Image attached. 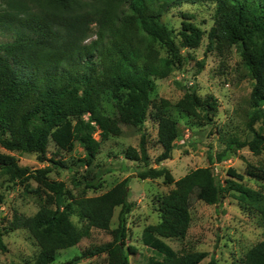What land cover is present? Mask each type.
<instances>
[{"label":"trees","instance_id":"trees-1","mask_svg":"<svg viewBox=\"0 0 264 264\" xmlns=\"http://www.w3.org/2000/svg\"><path fill=\"white\" fill-rule=\"evenodd\" d=\"M184 2L215 4L208 51L226 54L234 46L240 51L254 81L248 122L254 137L234 139L228 145H248L261 153L264 0H0V34L9 37L0 40L1 145L10 151L35 152L44 161L51 141L61 150H70L78 142L85 150L80 161L92 165L102 142L121 134L122 123L141 128L150 118L157 123V142L163 149L156 161L172 158L178 121L168 112L171 102L152 94L154 80L180 66L185 59L182 49L199 47L206 33L194 21L185 20L176 36L163 20L172 7ZM91 35L95 38L86 42ZM217 102L213 95L203 98L195 85L184 92L176 107L193 118L211 120ZM256 122H261L262 131L254 129ZM147 143L142 134L139 149L129 146L125 157L149 165ZM49 172V168L21 166L15 155L0 152V175L16 184L30 179L38 183V211L17 215L13 227L28 229L36 240L39 251L33 264H52L61 249L77 245L92 228L111 231L113 237L85 249L78 260L105 253L109 264H200L207 252L179 254L163 240L187 235L194 196L219 204L233 190L264 222V191L241 183L244 174L232 167L228 175L235 179H228L227 185L217 181L211 167H198L177 180L166 166L149 167L140 173L142 179L163 177L166 184L175 186L160 198L159 222L145 228V241L156 254L145 262L131 263L126 250L127 220L135 203L130 200L129 177L102 194L77 196ZM248 174L264 180V165L251 166ZM89 187L98 188V184ZM4 200L0 192V207ZM117 208L118 226L112 229ZM73 215L80 218L81 226ZM207 264L218 262L213 257ZM241 264H264V239L247 251Z\"/></svg>","mask_w":264,"mask_h":264},{"label":"rangeland","instance_id":"rangeland-1","mask_svg":"<svg viewBox=\"0 0 264 264\" xmlns=\"http://www.w3.org/2000/svg\"><path fill=\"white\" fill-rule=\"evenodd\" d=\"M215 4L184 2L172 7L163 17L166 24L177 36L182 21H194L204 34L201 45L195 49L183 48V63L167 77L155 79L152 98H165L171 102L168 112L178 121L179 136L172 158L157 162L162 146L157 142V123L148 118L143 127L121 124L120 135H111L102 142L100 151L92 165L80 161L85 156L84 148L75 142L70 150H61L54 141L48 147L47 160H40L35 152L10 151L0 143V152L15 155L21 166L32 169L49 168V176L64 181L66 189L77 196H96L112 188L116 183L129 177L131 196L135 203L127 220L126 250L131 263L145 262L155 250L145 241V228L160 220V198L175 184H166L164 178L142 179L139 175L149 167L166 166L177 180L198 167H211L222 185H227L228 169L234 168L244 174L241 181L246 186L264 191V180L248 174L251 166L264 165V150L253 152L248 145L229 147L231 140L248 141L254 131L249 125L252 112L251 91L253 79L244 66L237 46L226 54L207 50L208 32L214 24ZM185 15H189V18ZM0 34V40H8ZM95 38L91 35L86 42ZM179 40V38L177 39ZM163 54L165 49L161 48ZM206 98L213 95L218 100V108L212 119H198L188 116L176 107L184 92L191 87ZM110 103V101H108ZM261 122L254 129L261 130ZM264 133V130L262 131ZM142 134L148 140L149 165L125 157L129 146L139 149ZM97 138L99 136L97 135ZM54 160L66 164L55 163ZM98 184V188L89 187ZM38 183L34 179L21 184L14 183L8 176L0 175V192L5 200L0 207V232L3 247L0 246V264H33L39 251L36 240L23 227L13 229L17 215L31 216L40 207ZM117 208L112 220V229L118 226ZM192 222L184 238H164L179 254L193 251L207 252L200 264H207L215 258L218 264H241L247 251L264 239V222L261 214L245 204L238 192L228 191L219 204H208L193 197L191 206ZM73 221L81 226L76 215ZM112 233L100 228H92L75 246L61 249L52 264H109L105 253L80 258L87 248L106 243Z\"/></svg>","mask_w":264,"mask_h":264}]
</instances>
